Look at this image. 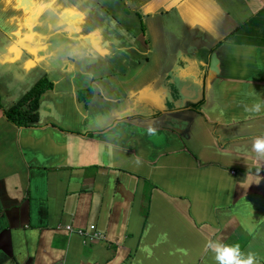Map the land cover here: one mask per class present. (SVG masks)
<instances>
[{"label":"crops","instance_id":"obj_1","mask_svg":"<svg viewBox=\"0 0 264 264\" xmlns=\"http://www.w3.org/2000/svg\"><path fill=\"white\" fill-rule=\"evenodd\" d=\"M0 31V264H264V0H0Z\"/></svg>","mask_w":264,"mask_h":264},{"label":"clouds","instance_id":"obj_2","mask_svg":"<svg viewBox=\"0 0 264 264\" xmlns=\"http://www.w3.org/2000/svg\"><path fill=\"white\" fill-rule=\"evenodd\" d=\"M29 90L30 89L27 88L22 95L24 96ZM251 111L258 113L260 111V104L253 105ZM148 131L149 133H153V134L155 132L153 128H149ZM251 152L254 154V159L256 161V167L254 168L255 171H253V169L247 168V171L243 176V181L240 185L241 187L246 186L248 188L253 184L259 185L261 181L264 180V176L261 175V171L264 170V135L257 136L253 139L251 145ZM68 227L71 226L66 227L68 231L70 232L75 231L72 227H71L72 230H70ZM95 231L98 232L96 230V227H95ZM90 233H92L91 229H90ZM99 234L100 237L97 239L94 238L95 241L102 238L101 233ZM206 247L214 254V260L216 261V264H260L258 254L251 250L244 252L241 249V245L239 243L227 244L221 241L209 240L206 243Z\"/></svg>","mask_w":264,"mask_h":264},{"label":"trees","instance_id":"obj_3","mask_svg":"<svg viewBox=\"0 0 264 264\" xmlns=\"http://www.w3.org/2000/svg\"><path fill=\"white\" fill-rule=\"evenodd\" d=\"M50 87H52V83H50L48 79H41L16 104L7 110H4L7 120L19 127H30L35 125L38 121L37 109L39 100L41 95ZM167 219L168 223L172 222L175 231H178L180 235H183V227L178 223L176 224L171 216ZM80 234L82 237H85L83 233ZM85 242H87V240H85Z\"/></svg>","mask_w":264,"mask_h":264},{"label":"bare ground","instance_id":"obj_4","mask_svg":"<svg viewBox=\"0 0 264 264\" xmlns=\"http://www.w3.org/2000/svg\"><path fill=\"white\" fill-rule=\"evenodd\" d=\"M52 5H53V3H52ZM39 8H40V7H39ZM40 9H42V8H40ZM35 12H36V11H35ZM90 22H91V21H90ZM89 25H90V24H89ZM1 28H2V27H1ZM59 28H60L61 32H63V33L65 34V36L67 37L68 40H69V39L75 40V39H74V35L72 34V32L69 31V30H67V29L63 26L62 23H61V25H59ZM3 29H4V28H3ZM107 29H108V27H107ZM0 32H1V31H0ZM25 33H26V32H25ZM106 35H107V34H106ZM109 35H110V34H109ZM109 35H108V37H109ZM23 36H24V35H23ZM110 37H111V36H110ZM110 37H109V38H110ZM22 39H23V38H22ZM18 41H19V40H18ZM21 41H22V40H21ZM111 42H112V41H111ZM22 44H24V43H22ZM113 44H114V43H113ZM24 45H25V44H24ZM221 45H222V44H221ZM221 45H220V46H221ZM25 46H27V45H25ZM220 46H219V47H220ZM107 47H108V46H107ZM27 48H28V47H27ZM27 48H26V50H28ZM144 49H145V48H144ZM23 50H24V49H23ZM30 50H32V49H30ZM142 50H143V49H142ZM143 51H146V50H143ZM143 51H142V52H143ZM151 51H152V50H151ZM31 52H32V51H31ZM35 52H36V51H35ZM112 52H114V50H113ZM120 52H121V51H120ZM32 53H33V52H32ZM109 53H110V52H109ZM115 53H116V52H115ZM34 54H36V53H34ZM40 54H41V52H40ZM110 54H112V53H110ZM41 55H42V54H41ZM114 55H115V54H114ZM117 55H118V52H117ZM149 55H150V54H149ZM115 56H116V55H115ZM126 56H127V55H126ZM146 56H147V55H146ZM33 57L35 58V56H33ZM36 57H37V55H36ZM117 57H118V56H117ZM38 58H39V57H38ZM150 58H151V57H150ZM163 58H164V57H163ZM39 59H40V58H39ZM39 59H38V60H39ZM144 59H145V58H144ZM151 59H152V58H151ZM151 59H150V60H151ZM139 60H141V59H138V61H139ZM145 60H146V59H145ZM34 61H35V60H34ZM30 62H31V61H30ZM148 62H149V61H148ZM150 62H151V61H150ZM152 62H153V59H152ZM150 64H151V66H150ZM150 64L148 63L147 65H148V67L152 68V67H153V66H152V63H150ZM0 65H1V64H0ZM145 68H147V66H146ZM0 69H1V68H0ZM146 70H148V69H146ZM38 82H39V81H38ZM127 92H128V91H127ZM127 92H126V93H127ZM131 93H132V92H131ZM131 93H130V94L127 93V94H128V95H131ZM125 95H126V94H125ZM125 98H126V97H125ZM13 102H14V101H13ZM14 104H15V103H14Z\"/></svg>","mask_w":264,"mask_h":264},{"label":"rangeland","instance_id":"obj_5","mask_svg":"<svg viewBox=\"0 0 264 264\" xmlns=\"http://www.w3.org/2000/svg\"><path fill=\"white\" fill-rule=\"evenodd\" d=\"M60 22V21H59ZM61 23V22H60ZM69 25H71V27L69 26ZM58 28H59V25H58ZM69 29V28H72V30H73V32H72V34L73 35H75L76 34V32L78 33L79 31H80V29L78 28V26H77V23H75V22H70L69 24H67V27H66V29ZM60 29V28H59ZM61 31V30H60ZM63 33V32H62ZM63 35L65 36V34L63 33ZM65 38H67L66 36H65ZM57 54V53H56ZM58 54L59 55H64L65 53L64 52H61V51H58ZM12 107V106H11ZM11 107H9V108H11ZM9 108H5L6 110L7 109H9ZM262 256L264 257V250H263V252H262Z\"/></svg>","mask_w":264,"mask_h":264},{"label":"built area","instance_id":"obj_6","mask_svg":"<svg viewBox=\"0 0 264 264\" xmlns=\"http://www.w3.org/2000/svg\"><path fill=\"white\" fill-rule=\"evenodd\" d=\"M68 228H69L70 230H72L71 227H68ZM91 231H92V233H89V236H90V238H91L92 240H93V237L96 238V239L100 237V234H99L98 232L95 231V227H94V226H91ZM79 233H82V232L79 231Z\"/></svg>","mask_w":264,"mask_h":264},{"label":"water","instance_id":"obj_7","mask_svg":"<svg viewBox=\"0 0 264 264\" xmlns=\"http://www.w3.org/2000/svg\"><path fill=\"white\" fill-rule=\"evenodd\" d=\"M8 235H9V232H8Z\"/></svg>","mask_w":264,"mask_h":264}]
</instances>
